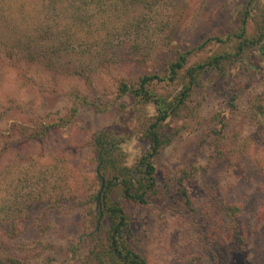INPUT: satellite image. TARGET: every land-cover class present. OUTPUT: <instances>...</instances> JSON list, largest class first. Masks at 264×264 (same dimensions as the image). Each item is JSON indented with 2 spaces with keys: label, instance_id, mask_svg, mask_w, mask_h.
I'll list each match as a JSON object with an SVG mask.
<instances>
[{
  "label": "rangeland",
  "instance_id": "374dc122",
  "mask_svg": "<svg viewBox=\"0 0 264 264\" xmlns=\"http://www.w3.org/2000/svg\"><path fill=\"white\" fill-rule=\"evenodd\" d=\"M249 1L169 0L136 34L113 17L71 27L66 1L50 8L42 0H0L1 41L17 46L47 28L44 45L64 49L54 60L58 71L12 65L0 50V226L16 228L4 235L0 227V264H90L94 235L108 227L97 217L101 176L90 136L108 128L128 137L123 151L132 165L148 149L140 130L154 115L151 105L119 96L117 82L161 75L179 53H189V67L234 52V41L224 38L237 32ZM253 33L250 23L247 35ZM134 44L139 49L126 51L125 64L97 68L114 61L115 46ZM75 70L88 78L65 75ZM200 80L187 109L163 130L171 141L154 160L158 194L143 205L119 192L112 199L123 205L131 243L148 264L194 257L212 264L213 240L231 241L232 232L243 244L229 264H264V42ZM177 90L176 83L157 85L159 93ZM54 124L64 127L37 136ZM230 206L238 209L232 217L225 214Z\"/></svg>",
  "mask_w": 264,
  "mask_h": 264
},
{
  "label": "trees",
  "instance_id": "16d2710c",
  "mask_svg": "<svg viewBox=\"0 0 264 264\" xmlns=\"http://www.w3.org/2000/svg\"><path fill=\"white\" fill-rule=\"evenodd\" d=\"M45 5L55 8V3L66 1V10L70 26L81 28L94 18L109 19L117 18L122 23V29L139 34L142 27L147 23L148 15L157 9L158 5L169 0H42ZM98 16V17H97ZM97 20V19H96ZM239 27L233 35L226 36V41H234V52L215 54L201 63L193 66H186L188 52L179 53L174 61L168 64L163 74H150L138 78L137 81H127L122 78L117 85V93L132 100H138L142 105H151L154 108V115L142 125L141 137L148 142V149L139 156L134 163L128 164L127 157L123 151V145L129 140L128 137L120 135L111 129L96 130L90 136L92 147V162L103 179V187L99 192L101 205L97 210V217L102 214V219L108 222V227L98 231L93 239V245L88 251L87 259L90 264H148L145 257L131 243L130 219L123 205L113 200L114 193L119 192L121 197L129 204L143 205L147 200L158 194L156 169L154 160L159 152L167 146L171 138L164 130L166 123L180 117L187 109L194 90L200 86V77L210 70L222 69L225 63L235 61L241 57L247 49L256 48L264 42V0H250L241 10ZM252 23L254 33L247 35V26ZM47 28L24 41H16L17 46H11L8 41H1L0 50L3 59L8 63L45 65L52 71H58L61 64L56 60L62 47H47L43 42H48ZM64 28L58 34L64 37ZM170 31L166 38L171 34ZM37 36V37H36ZM165 38V40H166ZM220 42V41H218ZM35 47H34V45ZM113 53L114 61L100 60L97 68L110 69L115 64H125L126 51L129 49L138 51V44L122 48L121 45ZM65 74V71H63ZM80 79L88 78L84 70L72 71L70 74ZM165 83L178 84L175 95L159 93L157 85ZM80 101V99H79ZM81 105L87 104L85 100ZM73 109V113L76 112ZM169 121V122H168ZM63 124H66L63 123ZM62 125H49L41 128L37 133L38 137L57 133ZM98 176L96 175V178ZM98 177L99 184L102 181ZM186 204L189 205V198L186 190H183ZM96 197V196H95ZM238 209L234 206L226 208L225 214L233 216ZM1 225L2 234H11L16 228L11 223ZM205 224L203 232L210 240ZM221 237V235H219ZM231 241L213 240L215 258L212 264H229L231 258L238 252L243 244V237L234 232L230 233ZM214 236L212 235V239ZM212 246V244H210ZM203 257L193 258L188 264L203 263ZM205 264V263H203Z\"/></svg>",
  "mask_w": 264,
  "mask_h": 264
},
{
  "label": "water",
  "instance_id": "95a60500",
  "mask_svg": "<svg viewBox=\"0 0 264 264\" xmlns=\"http://www.w3.org/2000/svg\"><path fill=\"white\" fill-rule=\"evenodd\" d=\"M98 174V173H97ZM99 175V174H98ZM100 178V177H99ZM101 179V181H102V183H101V187H100V191L102 190V187H103V179L102 178H100ZM99 194L100 193H98V195H97V200H96V205H98V202H99Z\"/></svg>",
  "mask_w": 264,
  "mask_h": 264
}]
</instances>
